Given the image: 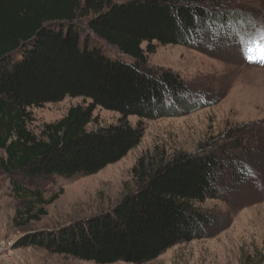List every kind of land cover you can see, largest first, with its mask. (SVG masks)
I'll list each match as a JSON object with an SVG mask.
<instances>
[{
  "label": "trees",
  "instance_id": "16d2710c",
  "mask_svg": "<svg viewBox=\"0 0 264 264\" xmlns=\"http://www.w3.org/2000/svg\"><path fill=\"white\" fill-rule=\"evenodd\" d=\"M233 1L0 0V173L14 202L15 229L47 215L46 207L62 195V190L47 195L57 181L95 175L124 158L143 137L142 120L177 117L215 103L178 74L145 67L141 45L148 44V53L156 43L216 57L220 49L248 43L260 26L263 30L264 17L256 19ZM80 18H86L84 29ZM102 44L130 62L106 54ZM65 98L89 103L43 125L38 136L29 131L32 108ZM96 107L120 119L87 131ZM129 117L140 120L137 126ZM234 157L232 147L216 142L169 159L155 153L137 162L135 188L114 208L56 231L26 235L19 246L93 264L153 261L219 224L198 205L220 196L229 172L234 185L249 180L248 169Z\"/></svg>",
  "mask_w": 264,
  "mask_h": 264
},
{
  "label": "rangeland",
  "instance_id": "374dc122",
  "mask_svg": "<svg viewBox=\"0 0 264 264\" xmlns=\"http://www.w3.org/2000/svg\"><path fill=\"white\" fill-rule=\"evenodd\" d=\"M233 2L234 7L257 15L256 19L264 17V0ZM78 24L84 29L86 18H80ZM252 35L248 43H239L231 51L220 49L216 57L156 43L151 44L153 52L148 53V44L143 43L145 67L178 74L193 91L207 93L208 100L214 99L215 103L177 117L142 120L143 137L133 150L95 175L57 181L47 195L59 190L62 195L46 207L47 215L20 230L12 226L14 202L8 181L0 173V264H93L40 248L21 247L19 243L26 235L56 231L114 208L126 192L135 188L132 171L139 160H149L155 153L169 159L180 152H195L211 142L220 148L232 147L234 159L248 169L249 180L234 185L230 172L226 174L221 180L220 196L198 205L217 217L219 224L206 229L202 239L177 244L145 264H264V63L260 62L264 56L260 50L264 27ZM102 47L106 54L130 62L114 48ZM88 103L82 98H65L32 108L33 121L28 129L38 136L43 125L56 123L70 108ZM92 119L87 131L116 124L120 115L96 107ZM139 121L137 117L127 119L132 127ZM237 140L242 145L234 148ZM247 149L255 155L249 156Z\"/></svg>",
  "mask_w": 264,
  "mask_h": 264
},
{
  "label": "snow or ice",
  "instance_id": "6c2138e0",
  "mask_svg": "<svg viewBox=\"0 0 264 264\" xmlns=\"http://www.w3.org/2000/svg\"><path fill=\"white\" fill-rule=\"evenodd\" d=\"M260 50H261L262 53H264V44L260 45ZM248 58H249L250 62H254V61L251 60V57H248ZM260 62L264 63V56H262V59H261Z\"/></svg>",
  "mask_w": 264,
  "mask_h": 264
}]
</instances>
